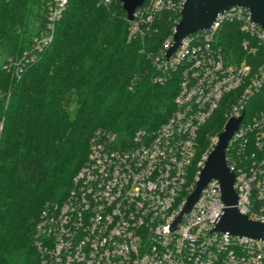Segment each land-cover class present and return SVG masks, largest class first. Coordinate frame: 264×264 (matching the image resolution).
<instances>
[{
  "label": "built area",
  "instance_id": "1",
  "mask_svg": "<svg viewBox=\"0 0 264 264\" xmlns=\"http://www.w3.org/2000/svg\"><path fill=\"white\" fill-rule=\"evenodd\" d=\"M185 1L145 0L130 21V35L142 34L165 9L181 11ZM67 4L47 0L45 27L32 42L35 54L53 36ZM226 23L239 27L246 36L243 46L260 52V63L229 58L219 34ZM174 30L153 59L163 73L159 80L178 75L174 110L156 130H139L130 140H119L107 129L94 132L67 196L47 204L36 223L38 264H264L263 240L214 230L225 209L218 178L174 225L226 123L242 115L226 149L235 174V206L264 222V27L249 8L237 5L218 13L209 28L184 37L167 58ZM28 61L4 67L19 74ZM222 108L224 127L209 137L191 185L201 134ZM2 127L0 120V134Z\"/></svg>",
  "mask_w": 264,
  "mask_h": 264
},
{
  "label": "trees",
  "instance_id": "2",
  "mask_svg": "<svg viewBox=\"0 0 264 264\" xmlns=\"http://www.w3.org/2000/svg\"><path fill=\"white\" fill-rule=\"evenodd\" d=\"M46 5L0 0V264H38L36 223L47 204L67 196L96 130L122 141L156 130L174 110L178 91V76L159 80L163 73L153 59L180 10L165 9L131 36L121 2L68 0L53 36L35 54L32 42L45 27ZM219 34L231 60L260 63V52L245 49L236 24H224ZM21 58L29 61L19 74L4 67ZM225 112L218 110L204 127L201 153L209 135L222 131Z\"/></svg>",
  "mask_w": 264,
  "mask_h": 264
},
{
  "label": "water",
  "instance_id": "3",
  "mask_svg": "<svg viewBox=\"0 0 264 264\" xmlns=\"http://www.w3.org/2000/svg\"><path fill=\"white\" fill-rule=\"evenodd\" d=\"M117 1L122 3L129 21L134 20L137 8L145 2V0ZM237 5L249 8L252 19L264 27V0H186L181 9V18L175 26L173 42L166 52V57L170 58L174 54L184 37L209 28L218 13ZM242 118L243 115L239 118H231L226 123L224 130L220 133L217 145L204 163L195 189L189 195L186 204L175 219L174 225L193 208L207 183L213 178H218L221 182L222 200L225 209L214 230L264 241V222L252 220L235 206L238 201V195L234 188L235 174L230 170L226 160V149L229 141L238 129Z\"/></svg>",
  "mask_w": 264,
  "mask_h": 264
},
{
  "label": "rangeland",
  "instance_id": "4",
  "mask_svg": "<svg viewBox=\"0 0 264 264\" xmlns=\"http://www.w3.org/2000/svg\"><path fill=\"white\" fill-rule=\"evenodd\" d=\"M175 75V77H177L178 75L175 73L174 74ZM226 116V115H225ZM223 129V128H222ZM221 132V131H220ZM216 133H219V131L217 132V130L216 131H214L212 134H210L209 135V137L211 136V135H214V134H216ZM209 137H208V140H209ZM199 149L197 150V156H198V153L200 152V147H198ZM201 153V152H200ZM201 155V154H200ZM197 156H196V158H197Z\"/></svg>",
  "mask_w": 264,
  "mask_h": 264
}]
</instances>
